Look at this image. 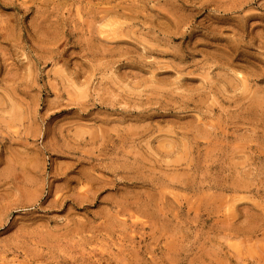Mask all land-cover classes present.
<instances>
[{"label":"rangeland","instance_id":"obj_1","mask_svg":"<svg viewBox=\"0 0 264 264\" xmlns=\"http://www.w3.org/2000/svg\"><path fill=\"white\" fill-rule=\"evenodd\" d=\"M0 264H264V0H0Z\"/></svg>","mask_w":264,"mask_h":264}]
</instances>
